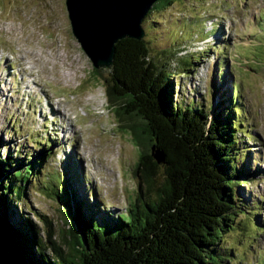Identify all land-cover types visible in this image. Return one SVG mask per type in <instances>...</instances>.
Here are the masks:
<instances>
[{"label":"rangeland","instance_id":"374dc122","mask_svg":"<svg viewBox=\"0 0 264 264\" xmlns=\"http://www.w3.org/2000/svg\"><path fill=\"white\" fill-rule=\"evenodd\" d=\"M163 4L142 21L150 56L169 63L165 51L183 48L171 61L181 73L198 62L190 74L173 79L175 100L187 105L192 99L207 110L237 85L245 111L241 124L253 136L236 133L245 153L240 192L251 200V222L245 221L246 231L227 234L222 246L235 248L234 255L216 262L264 264V0ZM94 71L71 33L65 0H0V156L42 158L38 177L16 207L41 227L34 215L48 217L58 243L67 226L58 200L44 190V184L56 186L52 175L77 177L80 195L92 191L95 196L86 198L101 213H125L137 196L140 150L123 125L128 121L120 123L110 108L103 81L108 71ZM34 138L52 141L50 148L38 150ZM69 162L74 170H67Z\"/></svg>","mask_w":264,"mask_h":264},{"label":"trees","instance_id":"16d2710c","mask_svg":"<svg viewBox=\"0 0 264 264\" xmlns=\"http://www.w3.org/2000/svg\"><path fill=\"white\" fill-rule=\"evenodd\" d=\"M170 1L154 2L143 20L158 3ZM141 28V39L125 37L115 44L103 80L110 108L120 123L128 121L123 125L140 150L135 200L125 213H101L86 198L92 191L80 195L77 177L52 175L56 186L44 184V190L58 200L67 226L58 243L48 217L34 215L41 227L16 207L30 180L38 177L42 158L0 156V264H215L222 255H234L235 248L222 244L227 234L246 231L245 221L252 216L251 200L240 192L246 176L240 156L245 153L238 150L236 133L253 136L241 124L245 111L238 86L207 110L192 99L178 103L173 79L190 74L198 62L185 73L176 72L171 61L183 48L173 55L165 51L169 63L152 59L142 22ZM34 140L38 150L47 147L44 152L52 143ZM155 152L162 162L152 157ZM69 165L67 170H74L73 162Z\"/></svg>","mask_w":264,"mask_h":264},{"label":"water","instance_id":"95a60500","mask_svg":"<svg viewBox=\"0 0 264 264\" xmlns=\"http://www.w3.org/2000/svg\"><path fill=\"white\" fill-rule=\"evenodd\" d=\"M157 0H65L72 35L94 69L112 65L115 44L127 37L141 39V22ZM132 30V31H131ZM158 162L163 157L152 154Z\"/></svg>","mask_w":264,"mask_h":264},{"label":"bare ground","instance_id":"6f19581e","mask_svg":"<svg viewBox=\"0 0 264 264\" xmlns=\"http://www.w3.org/2000/svg\"><path fill=\"white\" fill-rule=\"evenodd\" d=\"M132 31V30H131Z\"/></svg>","mask_w":264,"mask_h":264}]
</instances>
